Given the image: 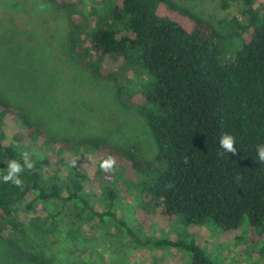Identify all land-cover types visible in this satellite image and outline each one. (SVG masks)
I'll use <instances>...</instances> for the list:
<instances>
[{
	"label": "trees",
	"instance_id": "trees-1",
	"mask_svg": "<svg viewBox=\"0 0 264 264\" xmlns=\"http://www.w3.org/2000/svg\"><path fill=\"white\" fill-rule=\"evenodd\" d=\"M30 1L57 36L29 29L37 37L25 58L27 44L14 36L10 19L0 17V177L9 160L23 163L25 151L35 164L21 174L23 189L0 179V264H54L58 248L71 246L66 240L81 237L83 224L94 218L131 235L129 211L141 209V194L188 223L235 231L248 221L261 232L264 258V164L256 161L264 144V0H221L223 9L244 4L249 17L247 23L233 19L242 30L234 32L241 43L231 54L211 21L175 0H101L103 12L95 7L93 13L66 0ZM88 14L98 16L95 26ZM57 41L72 62L111 82L124 103L137 100L156 143L151 158L142 159L129 138L103 126L91 99L74 85L78 74L71 69L67 78L52 70L57 57L36 45ZM102 58L144 70L143 88L121 84ZM224 133L235 136L236 155L220 148ZM65 152L98 155L95 177L67 161ZM109 156L116 161L112 171L100 167ZM158 242L192 252V264H216L194 242Z\"/></svg>",
	"mask_w": 264,
	"mask_h": 264
},
{
	"label": "rangeland",
	"instance_id": "rangeland-1",
	"mask_svg": "<svg viewBox=\"0 0 264 264\" xmlns=\"http://www.w3.org/2000/svg\"><path fill=\"white\" fill-rule=\"evenodd\" d=\"M39 1L42 2V0ZM66 1L85 6L92 13L95 7L99 12H103V7L100 5L101 0ZM175 1L181 5L195 8L204 18L211 21L223 34L221 47L228 50L230 54L239 48L241 39L234 36V32H240L242 29L237 26L233 19H238L244 23L249 21L248 15H244L242 12L244 4L223 9L221 0ZM0 2L4 6L0 5V17L4 16V18L10 19L9 24L13 27L14 36L20 41L23 39L25 45L27 44L26 48L21 50L25 58L28 57V48L32 45V39L37 37L35 34L34 36L29 35L31 29L38 30L40 36H57L54 29L48 28L50 22L46 26L42 25V19L38 17V11H36L32 1H27V5L16 0H0ZM260 2L262 0H258V3ZM40 13L44 14L45 11ZM34 16H37L34 19L35 23H29ZM85 16L93 18L92 25L95 26L98 16L91 14ZM243 34L245 33L243 32ZM85 41L84 44L89 46L90 40L85 39ZM57 42L54 44L49 42L48 49L45 44L36 45L40 50L47 51L51 56L57 57L58 62L52 64V70L61 72L67 78L71 74V69L75 74H78L80 80L76 79L77 82L74 85L91 99V103L97 111L94 114H98V119L104 121L105 125L103 126L116 135L129 138L131 144L137 147L142 159L151 158L156 150V143L145 118L134 107L137 100H128L127 103H124L118 98L111 82L102 77L94 76L88 69L72 62L70 52L66 50L61 41L60 43ZM228 55V52L225 51L224 56L228 58ZM34 59L40 60V53ZM101 61L107 70L117 73L121 84L128 85L131 89L140 84L142 89L143 83L148 79L147 74L142 69L139 73L134 69H122V64L112 59L102 58ZM38 67L44 69V63L38 61ZM57 87L64 91L67 90V87L61 82L57 84ZM142 96L141 90V101ZM136 98L138 99L139 95ZM43 141L44 138L41 137L37 142L40 145ZM53 146L54 150L57 151L58 145ZM64 156L67 161L75 162L89 178L95 177L100 160L98 155L87 152L78 154L65 152ZM141 182L147 181L141 178ZM94 192L98 196L101 195L98 188H95ZM144 198H146L145 195L141 194V209L135 211L133 208L129 211L131 212L129 222L135 229L131 235L124 230L117 229L110 221L103 223L99 221V218H94L89 223L83 224L81 237L74 241L66 240L67 242H63L64 244L72 243V245L58 248V260L54 264H192V252L183 247L159 243L158 240L162 239L194 242L216 264H264V258L260 256L258 249L259 242L262 241L261 232L253 228L248 221L235 231H224L212 222L196 225L188 223L182 215L173 217L166 215L161 203L146 202ZM124 202L127 203L126 200ZM133 215L135 216L133 217ZM247 224L249 227L243 228ZM134 238L136 240H133ZM3 262V259H0V263Z\"/></svg>",
	"mask_w": 264,
	"mask_h": 264
},
{
	"label": "clouds",
	"instance_id": "clouds-1",
	"mask_svg": "<svg viewBox=\"0 0 264 264\" xmlns=\"http://www.w3.org/2000/svg\"><path fill=\"white\" fill-rule=\"evenodd\" d=\"M41 7H44L43 5ZM220 148L223 149L224 152L236 155L238 152V148L236 147L237 141L235 136L229 133L222 134L220 141ZM21 159L23 163H21L17 159H11L7 163V171L0 179L4 183H12L18 188L23 189L24 181L21 178V174L27 169L28 171H32L35 168V164L31 159V154L27 151L22 153ZM256 161L261 164H264V144L257 146V157ZM115 158L109 156L106 158L100 165L101 169L112 171L115 166Z\"/></svg>",
	"mask_w": 264,
	"mask_h": 264
}]
</instances>
